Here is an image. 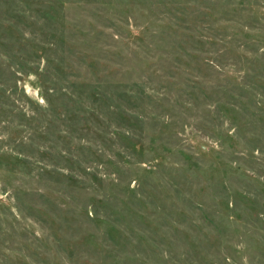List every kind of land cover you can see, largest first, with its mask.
Here are the masks:
<instances>
[{
    "label": "rangeland",
    "instance_id": "374dc122",
    "mask_svg": "<svg viewBox=\"0 0 264 264\" xmlns=\"http://www.w3.org/2000/svg\"><path fill=\"white\" fill-rule=\"evenodd\" d=\"M0 264H264V0H0Z\"/></svg>",
    "mask_w": 264,
    "mask_h": 264
}]
</instances>
